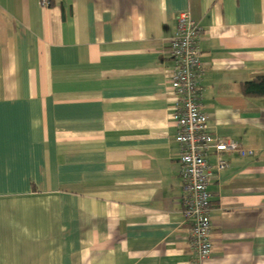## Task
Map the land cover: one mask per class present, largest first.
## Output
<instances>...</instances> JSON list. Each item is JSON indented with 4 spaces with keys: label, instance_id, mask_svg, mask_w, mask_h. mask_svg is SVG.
Returning <instances> with one entry per match:
<instances>
[{
    "label": "crops",
    "instance_id": "crops-1",
    "mask_svg": "<svg viewBox=\"0 0 264 264\" xmlns=\"http://www.w3.org/2000/svg\"><path fill=\"white\" fill-rule=\"evenodd\" d=\"M0 0V264H264V0ZM188 11L210 132L252 155L209 185L210 256L184 214L170 41Z\"/></svg>",
    "mask_w": 264,
    "mask_h": 264
},
{
    "label": "built area",
    "instance_id": "built-area-1",
    "mask_svg": "<svg viewBox=\"0 0 264 264\" xmlns=\"http://www.w3.org/2000/svg\"><path fill=\"white\" fill-rule=\"evenodd\" d=\"M48 5L47 0H43ZM204 27L188 11L177 17L174 37L170 41V55L174 69L169 83L176 96L173 119L178 129L180 146V176L185 192L184 214L190 221V245L199 259H207L212 251L209 185L215 171L229 166L227 160L218 158L216 167L209 163L212 151L222 155L236 151L241 155H252L237 140L225 141L210 132V118L203 110V78L201 42Z\"/></svg>",
    "mask_w": 264,
    "mask_h": 264
},
{
    "label": "trees",
    "instance_id": "trees-1",
    "mask_svg": "<svg viewBox=\"0 0 264 264\" xmlns=\"http://www.w3.org/2000/svg\"><path fill=\"white\" fill-rule=\"evenodd\" d=\"M242 91L246 96H264V76L256 77L253 80L244 83Z\"/></svg>",
    "mask_w": 264,
    "mask_h": 264
}]
</instances>
